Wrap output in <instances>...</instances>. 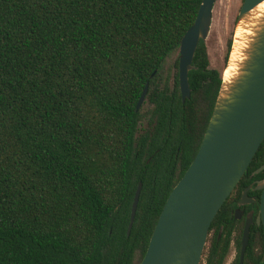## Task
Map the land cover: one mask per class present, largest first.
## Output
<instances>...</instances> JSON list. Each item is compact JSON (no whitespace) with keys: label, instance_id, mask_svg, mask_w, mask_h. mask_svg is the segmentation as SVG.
Returning <instances> with one entry per match:
<instances>
[{"label":"trees","instance_id":"obj_1","mask_svg":"<svg viewBox=\"0 0 264 264\" xmlns=\"http://www.w3.org/2000/svg\"><path fill=\"white\" fill-rule=\"evenodd\" d=\"M200 2L0 0V264L140 263L221 84L203 40L159 81Z\"/></svg>","mask_w":264,"mask_h":264},{"label":"water","instance_id":"obj_2","mask_svg":"<svg viewBox=\"0 0 264 264\" xmlns=\"http://www.w3.org/2000/svg\"><path fill=\"white\" fill-rule=\"evenodd\" d=\"M215 2L201 0L180 40L177 67L182 102L191 94L188 73L196 68L192 64L195 51L208 36ZM227 60L197 153L169 193L139 264H199L214 216L264 139V0H243ZM147 92L146 84L137 110ZM140 190L141 182L134 194L127 235ZM245 241L246 232L243 250Z\"/></svg>","mask_w":264,"mask_h":264},{"label":"flooded vegetation","instance_id":"obj_3","mask_svg":"<svg viewBox=\"0 0 264 264\" xmlns=\"http://www.w3.org/2000/svg\"><path fill=\"white\" fill-rule=\"evenodd\" d=\"M258 149L214 216L199 264L209 251L223 254L221 264H264V146Z\"/></svg>","mask_w":264,"mask_h":264},{"label":"rangeland","instance_id":"obj_4","mask_svg":"<svg viewBox=\"0 0 264 264\" xmlns=\"http://www.w3.org/2000/svg\"><path fill=\"white\" fill-rule=\"evenodd\" d=\"M241 4L242 0H216L213 7L210 30L204 42L210 68L218 70L221 75L227 65L229 56L228 52L226 57L228 42H231V48ZM178 56L179 52L175 50L165 58L158 72L159 81L171 80L174 72V62ZM148 106L145 98L142 108L148 109Z\"/></svg>","mask_w":264,"mask_h":264}]
</instances>
